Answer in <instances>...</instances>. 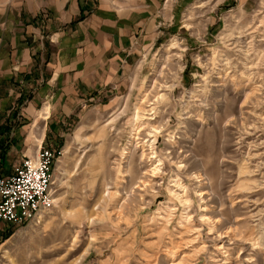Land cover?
Instances as JSON below:
<instances>
[{"label": "rangeland", "instance_id": "obj_1", "mask_svg": "<svg viewBox=\"0 0 264 264\" xmlns=\"http://www.w3.org/2000/svg\"><path fill=\"white\" fill-rule=\"evenodd\" d=\"M166 2L125 85L42 142L55 199L0 219V264H264V0Z\"/></svg>", "mask_w": 264, "mask_h": 264}, {"label": "crops", "instance_id": "obj_2", "mask_svg": "<svg viewBox=\"0 0 264 264\" xmlns=\"http://www.w3.org/2000/svg\"><path fill=\"white\" fill-rule=\"evenodd\" d=\"M166 1H0V176L125 85Z\"/></svg>", "mask_w": 264, "mask_h": 264}, {"label": "built area", "instance_id": "obj_3", "mask_svg": "<svg viewBox=\"0 0 264 264\" xmlns=\"http://www.w3.org/2000/svg\"><path fill=\"white\" fill-rule=\"evenodd\" d=\"M55 158L56 151L41 143L33 154L22 155L11 173L0 176L1 220L23 223L50 207Z\"/></svg>", "mask_w": 264, "mask_h": 264}, {"label": "bare ground", "instance_id": "obj_4", "mask_svg": "<svg viewBox=\"0 0 264 264\" xmlns=\"http://www.w3.org/2000/svg\"><path fill=\"white\" fill-rule=\"evenodd\" d=\"M142 111L143 112H145V111H147V109L146 108H144V107H139V110H138V112L136 113V115H135V117H134V119H135V121L138 123V127H137V129H136V133L134 134L135 136L134 137H136V140H139L140 138V133H141V125L143 124V123H141L140 121L142 120V118L144 117V114H141L142 113ZM150 111V110H149ZM155 112V111H154ZM153 112V113H154ZM152 113V112H151ZM144 120V119H143ZM153 128H156L157 129V127L154 125L153 126ZM138 138V139H137ZM144 145H146L144 142L143 143H141L139 146L141 147V148H143V150L141 151V156H142V159H143V157L144 158H148L149 157V154H147L146 152H145V147H144ZM136 146H138V143H137V145ZM153 154H155L156 155V151H155V153H153ZM155 155H153V156H155ZM140 183L141 184H143V183H145L146 184V180H144V179H141V181H140ZM149 184V183H148ZM140 186V185H139ZM145 186V185H144ZM141 187V186H140ZM137 188H138V186H137ZM53 199H55V198H53ZM41 213V212H40Z\"/></svg>", "mask_w": 264, "mask_h": 264}]
</instances>
